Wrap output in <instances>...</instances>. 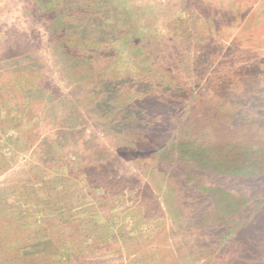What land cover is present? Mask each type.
Segmentation results:
<instances>
[{"label":"rangeland","instance_id":"rangeland-1","mask_svg":"<svg viewBox=\"0 0 264 264\" xmlns=\"http://www.w3.org/2000/svg\"><path fill=\"white\" fill-rule=\"evenodd\" d=\"M0 264H264V0H0Z\"/></svg>","mask_w":264,"mask_h":264},{"label":"trees","instance_id":"trees-1","mask_svg":"<svg viewBox=\"0 0 264 264\" xmlns=\"http://www.w3.org/2000/svg\"><path fill=\"white\" fill-rule=\"evenodd\" d=\"M50 1H52V0H50ZM65 35H66V40H68L69 42L74 41L73 43L77 42L79 40V36H80L79 34L76 33V35L74 37H71V39H70L67 34H65ZM87 35L88 36H80L81 37L80 41L83 43V47L81 46L82 47L81 50L84 49V52L83 53L81 52V55L84 56L85 58H86V55L89 52L95 51L96 54L98 53V48H97L96 42L97 41H101V40H98V39L95 40V37H93V35H89V34H87ZM62 38H63V36H62ZM103 42H105V41H103ZM85 48H86V50H85ZM85 51L88 52V53H86ZM94 57H96V56H94Z\"/></svg>","mask_w":264,"mask_h":264}]
</instances>
